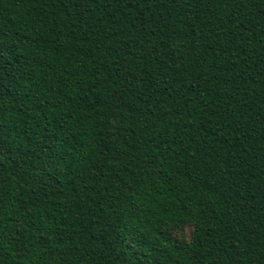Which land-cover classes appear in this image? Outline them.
Instances as JSON below:
<instances>
[{
	"label": "trees",
	"instance_id": "1",
	"mask_svg": "<svg viewBox=\"0 0 264 264\" xmlns=\"http://www.w3.org/2000/svg\"><path fill=\"white\" fill-rule=\"evenodd\" d=\"M0 264H264V0H0Z\"/></svg>",
	"mask_w": 264,
	"mask_h": 264
},
{
	"label": "rangeland",
	"instance_id": "2",
	"mask_svg": "<svg viewBox=\"0 0 264 264\" xmlns=\"http://www.w3.org/2000/svg\"><path fill=\"white\" fill-rule=\"evenodd\" d=\"M192 228L187 227L183 234H177L179 237H184V238H190V233H191Z\"/></svg>",
	"mask_w": 264,
	"mask_h": 264
}]
</instances>
